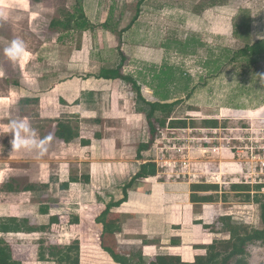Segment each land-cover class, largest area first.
<instances>
[{
  "label": "crops",
  "instance_id": "obj_1",
  "mask_svg": "<svg viewBox=\"0 0 264 264\" xmlns=\"http://www.w3.org/2000/svg\"><path fill=\"white\" fill-rule=\"evenodd\" d=\"M136 22L124 24L120 32L116 30L118 23L110 26V21V28L101 26L86 32L69 59L74 63L67 60L68 65L55 75L65 77L41 92V118L72 120L79 125V138L64 141L54 128L50 134L39 133L37 141L51 137L43 156L33 150H14V137L9 143L10 154L30 156L28 161L34 166L24 187L19 185L17 174L4 181L0 168V194L7 198H0V217L16 216L36 228L18 234L0 232L1 243L11 245L18 264H66L62 259L65 253L77 255L79 264H121L106 247L131 259V264H167L171 256L193 262L206 255L209 244L234 240L231 232L220 230L219 225L215 228L219 218L260 226L258 204L231 198L234 191H224L229 195L227 200L219 193L218 201L194 202L192 193L209 196L212 190L193 191V186L209 185L210 181L165 179L159 166L157 175L137 178L125 192L142 165L153 161L148 156H154L156 149L153 146L138 157L141 143L150 140V130L146 114L138 111L137 94L123 79L100 78L99 72L123 62L121 73L126 75V67L136 65L130 76L142 85L148 101H159L146 84L148 67L144 65L151 60L144 50L147 47L129 37L140 33L135 30ZM223 172L226 176L230 171L225 168ZM223 184L219 186L223 188ZM125 194L127 199L113 206L106 217L107 224L119 230L105 232L97 218L108 204L124 199ZM242 215V219L237 217ZM75 217L79 222L72 221ZM71 246H78V252L69 251ZM253 255L251 264H261L254 262Z\"/></svg>",
  "mask_w": 264,
  "mask_h": 264
},
{
  "label": "rangeland",
  "instance_id": "obj_2",
  "mask_svg": "<svg viewBox=\"0 0 264 264\" xmlns=\"http://www.w3.org/2000/svg\"><path fill=\"white\" fill-rule=\"evenodd\" d=\"M84 3L94 29L60 32L52 23L64 19L66 11L73 12L76 0H0V168L4 171V181L13 178L10 176L9 179V175L17 174L19 185L24 187L34 167L28 161L30 156L9 153V143L15 138L11 122L24 120L36 135L50 134L57 129L61 120L41 118L42 90L65 77L55 75L68 65L65 62L70 61L86 32L99 30L107 19L110 26L118 23L116 30L120 32L119 28L134 18H137L135 30L140 33L133 32L129 37L145 43L147 48L144 50L151 60L144 67L159 71L165 65H175L192 78L190 95L189 90H182L179 81L176 86H170L168 102H179L172 111L158 114L178 118H219L227 123L222 128L224 131L218 134L224 140L218 144L222 147L216 154L205 146L209 144L203 138L209 139L210 134L200 130L206 128L187 127L186 132L178 129L181 131L177 134L161 129L160 132L165 130L167 135L160 146L165 149L176 147L172 162L159 166L160 176L178 179L181 172L183 180L210 181L219 185L229 182L217 192L212 191L222 194L231 191L233 181L254 182L264 177V57L250 67L242 60H224L218 73H209L208 62L212 51L216 55L226 47L237 51L248 42L264 37V0H86ZM243 23H249V26ZM16 38L25 42L26 49L21 58L12 61L5 54V48ZM195 40L193 52L180 45ZM136 67L127 66L126 75L130 76ZM148 82L152 83L149 72ZM154 82L157 84V79ZM124 83L135 92L130 82L124 80ZM53 123H56L54 127ZM173 136L186 140L174 143L170 141ZM236 146H241L240 152L250 159L240 158L233 151ZM148 157L157 159L156 154ZM183 161L188 162L186 171L181 168ZM225 168L230 172L223 176ZM229 195L235 198L233 193ZM0 198L7 200L1 194ZM243 215L237 217L242 219ZM251 251L254 262L264 264V250L253 247Z\"/></svg>",
  "mask_w": 264,
  "mask_h": 264
},
{
  "label": "trees",
  "instance_id": "obj_3",
  "mask_svg": "<svg viewBox=\"0 0 264 264\" xmlns=\"http://www.w3.org/2000/svg\"><path fill=\"white\" fill-rule=\"evenodd\" d=\"M86 0H76L74 11H66L64 19L55 20L52 23L53 28L60 30V32L68 30H89L94 29L95 25L89 20L85 11ZM138 15V13H137ZM137 18L133 19V22ZM244 26H249V23H243ZM104 28L109 27V19L102 24ZM194 41V40H193ZM181 42L180 45L184 50L193 52L196 50L194 44L196 40ZM193 44V45H192ZM233 53V56L231 54ZM209 73H218L221 69L222 62L228 60V62H236L242 60L246 62V66H251L258 63L259 60L264 57V37L254 42H248L243 48L233 51L230 48H222L221 53L216 55L211 52L209 56ZM123 62L117 68H102L99 74L100 78L105 79H123L132 84L133 89L137 93L138 111L146 114L149 130L150 140L147 143H141L139 147L138 157L142 158V152L151 149L157 142V137L161 129H184L187 127H202L206 129H217L226 127L227 123L222 122L219 118H178V117H163L159 112H170L172 107L175 106L179 100L169 103L170 100V86L175 84L182 85L183 91H188V95L191 94L193 88H191V76L188 73H184L179 67L175 65H165L164 68L157 71V69L150 68L148 72L152 76V83L147 81L155 96L159 98V101H148L142 93V85L138 83L137 79L123 75L121 73ZM149 68V67H148ZM155 79L158 83L155 84ZM154 84V85H153ZM30 101V99H27ZM240 108V106H239ZM245 126V125H243ZM56 136L64 141H71L80 137V129L78 124H74L72 120H61L56 129ZM86 143V141H85ZM159 173L158 165L153 161H148L143 164L141 170L133 177L130 183L125 186L126 190L131 187L134 180L137 178L155 176ZM219 184H196L193 186V191H206L212 190L217 192L219 190ZM6 190H9L6 188ZM231 191H234V196L241 202H254L259 205L260 208V226L254 227L247 224H234L232 219L219 218L215 222L220 226V230L231 232L234 240L228 241H215L209 244L206 249V255L197 256L193 262L183 261L180 256H171L170 262L167 264H251L250 258L253 253L251 248H263L264 249V182L248 184V183H233L231 185ZM229 195L224 192L222 199L227 200ZM127 199L125 194L124 199L118 202H111L107 205V208L97 218V221L104 224L105 232H113L119 230V228L107 224L106 217L108 216L110 209L113 206L119 205ZM220 199L219 193H211L209 196H200L196 193H192V201L214 202ZM74 223L79 222V218L72 219ZM28 220H20L16 216L0 217V232L3 233H23L32 232L36 228L29 225ZM213 225V226H214ZM46 228V227H45ZM218 230V229H217ZM78 246H71L69 251L76 250L78 252ZM114 259L121 264H131L132 260L119 256L114 250L107 248ZM66 264H79L78 256L75 254L65 253L63 258ZM0 264H18L13 259L12 247L8 244H2L0 241ZM139 264H165L158 262H141Z\"/></svg>",
  "mask_w": 264,
  "mask_h": 264
},
{
  "label": "clouds",
  "instance_id": "obj_4",
  "mask_svg": "<svg viewBox=\"0 0 264 264\" xmlns=\"http://www.w3.org/2000/svg\"><path fill=\"white\" fill-rule=\"evenodd\" d=\"M26 44L20 39L16 38L11 41L10 45L5 48V54L10 60L16 61L25 54ZM12 132L15 138L12 141L13 149H25L37 151L39 155L43 156L47 151V144L51 137L41 138L39 141L35 139V130L31 128L30 124L24 120H14L11 122Z\"/></svg>",
  "mask_w": 264,
  "mask_h": 264
},
{
  "label": "built area",
  "instance_id": "obj_5",
  "mask_svg": "<svg viewBox=\"0 0 264 264\" xmlns=\"http://www.w3.org/2000/svg\"><path fill=\"white\" fill-rule=\"evenodd\" d=\"M188 130L191 131L190 128H188ZM168 132H172V134H177L178 131H181V130H178V129H167ZM166 131V132H167ZM182 131L186 132L187 131V128H184L182 129ZM202 131L203 133L205 132H209V139L208 138H203L206 142H208L209 145H205L208 149H210V151H212V153H218V151L220 152L221 150V147L222 146H218V144H221L220 142L223 141L224 139L221 138L220 136H218V134L222 133L224 130L222 128H217V129H203V130H200ZM166 132L165 130L162 131V132H159L160 134H158V137H157V145H156V158L157 159H154L153 161L158 164V166H161V167H164V166H167V164H170L172 162V159L171 157H174V155L172 154L174 151H175V147H170L171 149H165L164 147H161L160 144L163 142V140H165V137H166ZM196 132H199V130H196ZM191 139V137L189 138ZM183 140H186V138H178L176 136H173L171 137L170 141H174V143H176L177 141H183ZM192 141V140H191ZM210 147V148H209ZM205 148V147H204ZM203 148V149H204ZM180 150V149H178ZM241 149V146L239 147H235L233 149V151H235L238 156H240V158H246L247 156L240 152ZM206 151H209V150H206ZM257 151V150H256ZM170 152V153H169ZM260 151H257L256 153L259 154ZM168 154L170 155V159H168ZM248 159H250V156L247 157ZM188 166V162L186 161H183V164H182V170H185V168ZM173 168H175L173 166ZM243 170V169H242ZM186 171V170H185ZM244 171V170H243ZM242 173H245L242 172ZM183 173H179V178L180 176L182 175ZM169 175V174H168ZM264 177L263 178H259L258 180L254 181L255 183H260V182H264ZM245 183H248V182H253V181H244ZM253 182V183H254Z\"/></svg>",
  "mask_w": 264,
  "mask_h": 264
}]
</instances>
